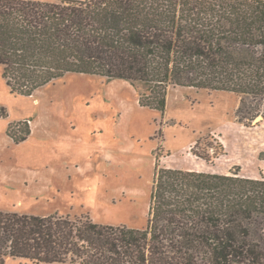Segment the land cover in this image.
Listing matches in <instances>:
<instances>
[{
  "label": "trees",
  "instance_id": "obj_1",
  "mask_svg": "<svg viewBox=\"0 0 264 264\" xmlns=\"http://www.w3.org/2000/svg\"><path fill=\"white\" fill-rule=\"evenodd\" d=\"M0 65L13 93L84 73L130 82L141 106L161 112L177 87L226 91L252 126L264 119V0H0ZM14 127L26 141L29 125ZM219 148L199 138L192 152L213 163ZM156 158L147 227L0 211V264H264L263 173Z\"/></svg>",
  "mask_w": 264,
  "mask_h": 264
},
{
  "label": "rangeland",
  "instance_id": "obj_2",
  "mask_svg": "<svg viewBox=\"0 0 264 264\" xmlns=\"http://www.w3.org/2000/svg\"><path fill=\"white\" fill-rule=\"evenodd\" d=\"M2 74L0 65V105L9 115L0 119L1 212L89 214L98 223L145 228L158 154L169 168L264 174V119L241 123L234 93L177 87L161 112L141 106L122 79L72 73L21 95ZM10 124L16 134L29 125L28 139L16 143ZM199 138L201 148L223 144L225 153L213 163L199 158L192 152Z\"/></svg>",
  "mask_w": 264,
  "mask_h": 264
},
{
  "label": "crops",
  "instance_id": "obj_3",
  "mask_svg": "<svg viewBox=\"0 0 264 264\" xmlns=\"http://www.w3.org/2000/svg\"><path fill=\"white\" fill-rule=\"evenodd\" d=\"M198 171H200V170H198ZM210 172V171H209ZM219 173V172H218Z\"/></svg>",
  "mask_w": 264,
  "mask_h": 264
},
{
  "label": "water",
  "instance_id": "obj_4",
  "mask_svg": "<svg viewBox=\"0 0 264 264\" xmlns=\"http://www.w3.org/2000/svg\"><path fill=\"white\" fill-rule=\"evenodd\" d=\"M257 120H259V119H257Z\"/></svg>",
  "mask_w": 264,
  "mask_h": 264
}]
</instances>
